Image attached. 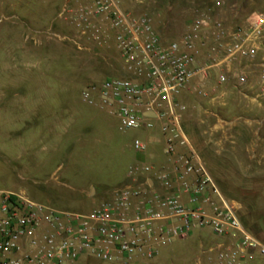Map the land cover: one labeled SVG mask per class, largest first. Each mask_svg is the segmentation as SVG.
<instances>
[{"label": "rangeland", "instance_id": "1", "mask_svg": "<svg viewBox=\"0 0 264 264\" xmlns=\"http://www.w3.org/2000/svg\"><path fill=\"white\" fill-rule=\"evenodd\" d=\"M79 1L0 0V188L88 212L128 180L132 165L143 163L133 142L146 140L150 129H124L116 116L83 101L86 87L125 71L114 31L93 41L90 31L81 34L84 27L74 14L63 13L67 3L73 8ZM117 1L131 17L148 15L168 43L216 0ZM222 2L213 13L228 25H244L264 13V0ZM233 91L216 105L188 96L183 121L216 186L238 204L246 230L264 243V98ZM222 243L234 247L233 238L198 229L163 247L156 260L134 264H217ZM90 262L126 264L93 257ZM236 264H264V257L257 251L254 259Z\"/></svg>", "mask_w": 264, "mask_h": 264}, {"label": "built area", "instance_id": "2", "mask_svg": "<svg viewBox=\"0 0 264 264\" xmlns=\"http://www.w3.org/2000/svg\"><path fill=\"white\" fill-rule=\"evenodd\" d=\"M222 7L216 0L213 8ZM213 8L199 13L179 39L165 43L148 15L131 17L117 0L65 5L63 13L74 14L84 27L81 34L90 31L93 41L114 31L124 63L125 75L86 87L83 101L116 116L124 129H152L159 122L170 166L132 165L127 182L88 212L58 209L24 191H0V264H77L84 256L126 264L154 261L163 247L198 229L234 239V247H217V264L254 259L257 251L264 257V243L246 230L238 204L220 192L192 147L177 99L194 81L199 95L210 96L213 73L218 85L232 81L264 98V70L252 80L239 64L264 65V13L231 27ZM133 145L145 153L149 142L135 139Z\"/></svg>", "mask_w": 264, "mask_h": 264}, {"label": "crops", "instance_id": "3", "mask_svg": "<svg viewBox=\"0 0 264 264\" xmlns=\"http://www.w3.org/2000/svg\"><path fill=\"white\" fill-rule=\"evenodd\" d=\"M264 8V7H263ZM240 24H235L234 26L230 25L231 27H235L238 26ZM161 36V35H160ZM200 63L202 64L203 62L200 61ZM242 70L246 71L247 73H249L250 77L252 80H257L259 74L264 70V65L258 64V63H249L247 61H242L239 63ZM211 79L213 84L211 85V87H209V92H210V96H206L205 98H207L208 102L212 105H216V104H223L225 103V96L228 94H234L233 90H237V93L240 94H245V95H252L251 93V89L247 88V89H238L234 86V84L231 82L229 83H225V84H217L218 80L216 75L211 74ZM196 82H193V85L187 87L186 89H184L183 91H181L179 93V95L177 96V99L179 101V104L181 105V117H182V123H183V128L184 131L189 139V137L192 140H195L196 136L193 135L194 133L191 132V130L189 129V125L187 124V121L185 122V120L183 121V111L185 110V105L183 103V100L186 99L188 96L191 95H196L199 96V94L195 91L194 89V84ZM217 86L216 90H213L214 87ZM201 96V95H200ZM204 97V96H202ZM253 99H257V98H253ZM102 109V108H101ZM106 112H108L105 109H102ZM204 121V120H202ZM189 124V123H188ZM195 126H200V124H198L196 121L194 122ZM210 126V125H209ZM218 125H215V127H217ZM214 126H210V128H215ZM213 131H211L210 136L212 135ZM200 137V136H199ZM201 139V138H200ZM210 140V139H209ZM149 142V147L147 152L145 153H140L138 158H137V162H144L147 160V162H153L157 165L158 168H163V167H168L170 166V158L165 154L164 152V148H165V137L163 136L162 132H161V124L159 122H156V125L154 128L148 130V134L146 137V140ZM190 141V140H189ZM191 143V142H190ZM192 145V144H191ZM193 147V146H192ZM156 148L157 150L154 151H150L151 149ZM180 151H186L187 149L185 147H179ZM196 151V150H195ZM207 162V161H206ZM127 182V181H126ZM0 191H12L10 189L7 188H0ZM92 256H84L77 264H90V258ZM94 258V257H93Z\"/></svg>", "mask_w": 264, "mask_h": 264}, {"label": "water", "instance_id": "4", "mask_svg": "<svg viewBox=\"0 0 264 264\" xmlns=\"http://www.w3.org/2000/svg\"><path fill=\"white\" fill-rule=\"evenodd\" d=\"M145 115L150 116V117L156 116L155 112H153V111H147V112H145ZM94 193H95V188H92L91 194H94Z\"/></svg>", "mask_w": 264, "mask_h": 264}, {"label": "trees", "instance_id": "5", "mask_svg": "<svg viewBox=\"0 0 264 264\" xmlns=\"http://www.w3.org/2000/svg\"><path fill=\"white\" fill-rule=\"evenodd\" d=\"M123 75H125V73Z\"/></svg>", "mask_w": 264, "mask_h": 264}]
</instances>
